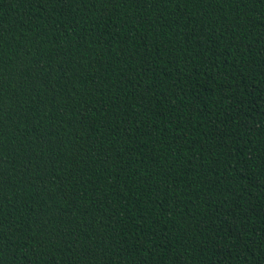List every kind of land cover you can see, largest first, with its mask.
I'll use <instances>...</instances> for the list:
<instances>
[{
  "label": "trees",
  "instance_id": "1",
  "mask_svg": "<svg viewBox=\"0 0 264 264\" xmlns=\"http://www.w3.org/2000/svg\"><path fill=\"white\" fill-rule=\"evenodd\" d=\"M0 264H264V0H0Z\"/></svg>",
  "mask_w": 264,
  "mask_h": 264
}]
</instances>
